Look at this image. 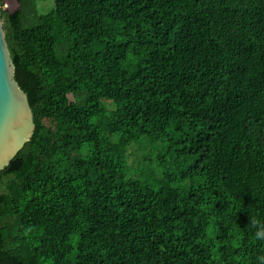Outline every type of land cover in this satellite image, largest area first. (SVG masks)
Listing matches in <instances>:
<instances>
[{"label":"trees","instance_id":"16d2710c","mask_svg":"<svg viewBox=\"0 0 264 264\" xmlns=\"http://www.w3.org/2000/svg\"><path fill=\"white\" fill-rule=\"evenodd\" d=\"M17 1L0 264H264V0Z\"/></svg>","mask_w":264,"mask_h":264},{"label":"water","instance_id":"95a60500","mask_svg":"<svg viewBox=\"0 0 264 264\" xmlns=\"http://www.w3.org/2000/svg\"><path fill=\"white\" fill-rule=\"evenodd\" d=\"M34 125L27 95L14 78L0 11V171L29 139Z\"/></svg>","mask_w":264,"mask_h":264},{"label":"rangeland","instance_id":"374dc122","mask_svg":"<svg viewBox=\"0 0 264 264\" xmlns=\"http://www.w3.org/2000/svg\"><path fill=\"white\" fill-rule=\"evenodd\" d=\"M18 6L17 0H0V8L6 9L8 11L14 10Z\"/></svg>","mask_w":264,"mask_h":264},{"label":"clouds","instance_id":"9594fccd","mask_svg":"<svg viewBox=\"0 0 264 264\" xmlns=\"http://www.w3.org/2000/svg\"><path fill=\"white\" fill-rule=\"evenodd\" d=\"M250 223H255V222L251 220ZM255 237L257 240L264 241V227L260 228L255 232Z\"/></svg>","mask_w":264,"mask_h":264}]
</instances>
